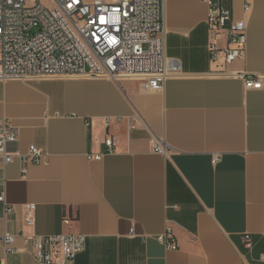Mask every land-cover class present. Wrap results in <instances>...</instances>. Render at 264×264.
Segmentation results:
<instances>
[{"label": "crops", "instance_id": "1", "mask_svg": "<svg viewBox=\"0 0 264 264\" xmlns=\"http://www.w3.org/2000/svg\"><path fill=\"white\" fill-rule=\"evenodd\" d=\"M246 1L223 4L240 21ZM249 1L245 58L226 69L264 76V0ZM162 14L180 73L161 91L140 79L0 82V117L19 132L11 150L50 154L43 165L0 161V195L14 209L0 203V264H40L22 238L6 253L7 232L84 235L73 264H264V87L212 75L206 2L162 0ZM168 230L176 248L162 240Z\"/></svg>", "mask_w": 264, "mask_h": 264}, {"label": "built area", "instance_id": "2", "mask_svg": "<svg viewBox=\"0 0 264 264\" xmlns=\"http://www.w3.org/2000/svg\"><path fill=\"white\" fill-rule=\"evenodd\" d=\"M203 1L209 6L211 62L218 67L212 75L241 79L247 88L262 89L264 76L230 73L226 69L245 58L250 1H246L245 18L240 21L233 19L232 10L224 6L223 0ZM223 37L225 47L220 44ZM166 42L162 0H0V82L140 79L144 90L161 91L170 76L180 73L178 62L167 57ZM18 136V129L10 120L0 117V161L5 165L16 160L24 165L49 163V152L36 145L25 153L12 151ZM105 144L111 152L114 139L107 138ZM155 150L165 153L161 145H156ZM88 157L100 160L102 155ZM23 172L27 170L24 168ZM0 203L6 204L4 194L0 195ZM25 209V225L34 228V207L27 205ZM13 210L6 204V215ZM18 238L24 240L26 251L40 264H73L87 244V237L81 234L41 237L7 232L1 238L6 253L18 252ZM170 238L168 230L162 240L168 247L176 248ZM243 243L248 251H253L252 235L246 234ZM261 259L264 261V255Z\"/></svg>", "mask_w": 264, "mask_h": 264}]
</instances>
